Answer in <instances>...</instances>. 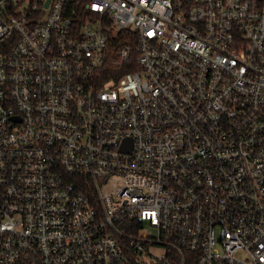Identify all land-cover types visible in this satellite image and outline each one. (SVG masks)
<instances>
[{
	"label": "built area",
	"instance_id": "obj_1",
	"mask_svg": "<svg viewBox=\"0 0 264 264\" xmlns=\"http://www.w3.org/2000/svg\"><path fill=\"white\" fill-rule=\"evenodd\" d=\"M144 257L264 264V0H0V264Z\"/></svg>",
	"mask_w": 264,
	"mask_h": 264
},
{
	"label": "rangeland",
	"instance_id": "obj_2",
	"mask_svg": "<svg viewBox=\"0 0 264 264\" xmlns=\"http://www.w3.org/2000/svg\"><path fill=\"white\" fill-rule=\"evenodd\" d=\"M143 233L148 234V235H152L153 234L152 231L146 225L144 226ZM160 254H162V250H155L154 251V255L155 256L158 257ZM143 262L145 264H149L150 263V260H149L148 257H144L143 258Z\"/></svg>",
	"mask_w": 264,
	"mask_h": 264
}]
</instances>
